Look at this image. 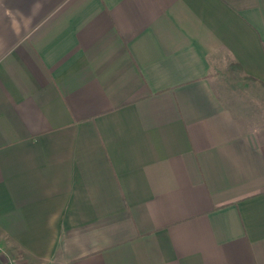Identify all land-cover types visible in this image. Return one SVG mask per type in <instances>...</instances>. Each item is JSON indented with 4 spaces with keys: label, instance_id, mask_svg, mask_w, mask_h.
<instances>
[{
    "label": "crops",
    "instance_id": "1",
    "mask_svg": "<svg viewBox=\"0 0 264 264\" xmlns=\"http://www.w3.org/2000/svg\"><path fill=\"white\" fill-rule=\"evenodd\" d=\"M224 68L264 92V0H0V264H264Z\"/></svg>",
    "mask_w": 264,
    "mask_h": 264
},
{
    "label": "rangeland",
    "instance_id": "2",
    "mask_svg": "<svg viewBox=\"0 0 264 264\" xmlns=\"http://www.w3.org/2000/svg\"><path fill=\"white\" fill-rule=\"evenodd\" d=\"M244 78L239 77L234 71L226 68L220 70L214 77V86H216L217 92L223 97L233 103L239 100L240 106L244 109L255 111L258 113L260 109H264V92L261 85L251 84ZM252 85L254 87L252 88Z\"/></svg>",
    "mask_w": 264,
    "mask_h": 264
}]
</instances>
